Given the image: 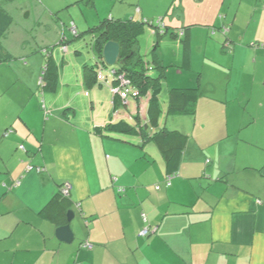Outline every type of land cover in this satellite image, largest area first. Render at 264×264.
Instances as JSON below:
<instances>
[{"label":"crops","instance_id":"1","mask_svg":"<svg viewBox=\"0 0 264 264\" xmlns=\"http://www.w3.org/2000/svg\"><path fill=\"white\" fill-rule=\"evenodd\" d=\"M260 11L250 13L246 26L222 28L241 36L239 46L225 34L226 48L233 46L227 55L219 57L217 41L216 53L205 46L204 65L191 79L198 83L191 86L198 88L195 104L185 112L169 113L168 100L163 109L160 94L154 112L147 93L137 98H147L144 115L138 105L135 123L116 121L112 107L127 105L124 91L122 103L109 92V102L97 108L87 95L75 102L70 88H58L59 74L50 76L55 88L49 90L47 72L28 89L29 103L1 111L0 264H264ZM185 40L183 66L195 73L190 37ZM112 123H120L117 130L107 129ZM125 123L138 130L124 131ZM163 126L189 135L169 163L145 136ZM63 182L75 213L71 242L57 235L67 220L44 212ZM146 227L154 231L143 235Z\"/></svg>","mask_w":264,"mask_h":264},{"label":"rangeland","instance_id":"2","mask_svg":"<svg viewBox=\"0 0 264 264\" xmlns=\"http://www.w3.org/2000/svg\"><path fill=\"white\" fill-rule=\"evenodd\" d=\"M0 2L5 4L13 16L11 28L2 40L11 53V59L0 62V112L7 110L9 106L17 104L22 108L23 104L29 103L26 97L28 89L39 85L42 73L46 72L47 76L53 79L59 74L58 88H70V97H73L75 102H82L79 97L86 98L87 95L89 102L93 100L97 108H102L103 104L110 100L109 92L113 101L114 69L119 62L115 65L101 62L104 58H100L95 47L97 31L89 30L90 27L98 25L100 20L109 17L144 21L143 32L136 49L150 66L149 73L152 76L155 77L160 72L154 62L155 53L161 58L163 65L167 66L160 92V102L164 109L162 100L169 99L168 85L191 87L192 84L194 86L198 84L193 83L191 79L197 81L202 63L204 65L207 44L208 52L216 53L213 41H217L221 48L219 57L227 55L228 49L232 51V45L226 48L227 35L240 46L241 36L233 38L229 36V32L225 35L222 28L235 29L240 24L246 26L253 10L260 13V9H264V0H0ZM223 21L228 26H221ZM159 24L169 26V32L162 34ZM186 26L190 28L189 31L191 30L190 36L187 37H190L195 59L193 64L195 73L191 68L183 66L185 48L183 37L170 34L172 30L180 32ZM49 59H52V63ZM38 60L39 65L36 62ZM86 64L90 68H87ZM38 66L39 74L36 72ZM92 68L97 71V80L89 84L86 75ZM124 94L127 105L121 104L115 109L113 106L112 118L116 121L123 119L135 123L134 116L138 113V105L139 111L144 115V105L148 104L147 98L144 96L137 101L135 96ZM132 108H135L134 114ZM118 134L130 135L125 132Z\"/></svg>","mask_w":264,"mask_h":264},{"label":"trees","instance_id":"3","mask_svg":"<svg viewBox=\"0 0 264 264\" xmlns=\"http://www.w3.org/2000/svg\"><path fill=\"white\" fill-rule=\"evenodd\" d=\"M12 23V15L0 2V62L11 59V53L2 44V39L6 36ZM143 28V20L109 17L102 19L98 25H95L93 28L90 27L89 30L97 31V34L95 35V47L100 58H103V48L108 41H116L121 46V54L118 60L119 65L114 69L115 78L113 89L116 87L120 88L117 91L113 90L114 101L116 104L118 105L122 103V91L133 95L136 98L148 93L153 105L151 110L157 112L159 110L157 98L162 90V79L166 76L165 71L167 66L163 65L161 58L155 53L154 62L156 67L160 69V72L155 77L149 73L150 66L147 65V61L143 58V55L136 49ZM159 29L162 31V34H167L169 32V26L167 25L159 24ZM187 29H189L188 26L182 28L180 32L172 30L170 34L172 36L180 35L183 37L182 39L185 40ZM225 34H227V32H225ZM49 60L52 63V59ZM101 62H103V64L105 63L104 60ZM87 68H90V66L87 65ZM120 75H124L125 78L128 79V86L120 87ZM86 77L89 84L96 82L97 71L92 68V70L87 73ZM44 79H46L45 86L49 90H54L55 85L52 78L45 76ZM126 87H128V91H126ZM197 92V87H171L169 89L168 112L181 113L189 110V108L195 104L193 97ZM119 125L120 123L108 124L107 129L115 131L118 129L117 127ZM123 127L125 128L123 130L127 132L137 129L135 126L127 123H125ZM104 135L116 138L114 133L105 132ZM145 136L146 138L152 139L157 144L168 163L186 148L189 141V135L187 133L181 132L177 129H170L167 126H163L153 133H146ZM167 179L168 176L166 177V185ZM64 186L65 182L60 185L57 193L44 207V212L57 221L67 220V213L73 204L71 194L70 192H64Z\"/></svg>","mask_w":264,"mask_h":264},{"label":"water","instance_id":"4","mask_svg":"<svg viewBox=\"0 0 264 264\" xmlns=\"http://www.w3.org/2000/svg\"><path fill=\"white\" fill-rule=\"evenodd\" d=\"M121 54V46L116 41H108L103 48V58L106 65H115L118 63ZM75 213L69 210L67 213V224L58 228V237L66 242H71L73 239V231L71 229V221Z\"/></svg>","mask_w":264,"mask_h":264},{"label":"built area","instance_id":"5","mask_svg":"<svg viewBox=\"0 0 264 264\" xmlns=\"http://www.w3.org/2000/svg\"><path fill=\"white\" fill-rule=\"evenodd\" d=\"M119 78H120V80H121V85H120V87H124V86H128V84H129V81H128V79H126L125 78V76L124 75H120L119 76ZM120 88H114L113 90L114 91H117V90H119ZM126 91H128V87H126ZM23 147V146H22ZM209 161V160H208ZM171 179H172V175H168V179H167V185H171ZM157 188H159V186L157 187ZM64 192L65 193H69V185H67V184H65V186H64ZM125 190V188H120V191H124ZM154 231V230H153ZM152 231V229H149V228H145V229H143V231H142V234L143 235H147L148 233H150V232H153ZM84 246H86V247H91L92 245L89 243V242H87V243H85L84 244Z\"/></svg>","mask_w":264,"mask_h":264}]
</instances>
